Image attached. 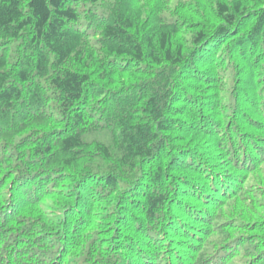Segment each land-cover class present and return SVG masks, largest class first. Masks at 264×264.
Instances as JSON below:
<instances>
[{
  "label": "trees",
  "instance_id": "obj_1",
  "mask_svg": "<svg viewBox=\"0 0 264 264\" xmlns=\"http://www.w3.org/2000/svg\"><path fill=\"white\" fill-rule=\"evenodd\" d=\"M0 264H264V0H0Z\"/></svg>",
  "mask_w": 264,
  "mask_h": 264
}]
</instances>
